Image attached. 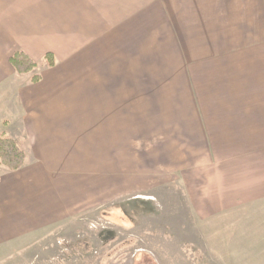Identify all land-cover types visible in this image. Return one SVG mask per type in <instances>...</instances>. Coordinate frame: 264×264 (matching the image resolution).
Returning a JSON list of instances; mask_svg holds the SVG:
<instances>
[{
  "label": "crops",
  "instance_id": "obj_1",
  "mask_svg": "<svg viewBox=\"0 0 264 264\" xmlns=\"http://www.w3.org/2000/svg\"><path fill=\"white\" fill-rule=\"evenodd\" d=\"M192 1L0 0V105L13 113L0 111L2 132L26 156L18 171L0 167V217L40 224L107 205L152 176L194 168L189 153L220 145L222 122L242 125V89L253 86L230 68L236 36L212 46L210 0ZM199 7L206 28L196 34ZM18 51L32 73L11 67Z\"/></svg>",
  "mask_w": 264,
  "mask_h": 264
},
{
  "label": "rangeland",
  "instance_id": "obj_2",
  "mask_svg": "<svg viewBox=\"0 0 264 264\" xmlns=\"http://www.w3.org/2000/svg\"><path fill=\"white\" fill-rule=\"evenodd\" d=\"M210 3L212 46L221 45L223 33L235 34L236 63L230 68L244 72L242 84L253 86L242 89V125L222 122L220 145L208 152L198 142L189 153L194 168L152 176L107 205L40 224L0 217V264H264V121L253 114L257 102L264 105V0ZM189 7L180 6L183 18ZM195 12L190 28L200 34L206 28L202 7ZM233 92L238 97L240 89ZM3 104L0 111L12 116ZM3 122L0 132L8 125ZM189 192L206 200L190 201ZM227 193L237 200L221 202Z\"/></svg>",
  "mask_w": 264,
  "mask_h": 264
},
{
  "label": "trees",
  "instance_id": "obj_3",
  "mask_svg": "<svg viewBox=\"0 0 264 264\" xmlns=\"http://www.w3.org/2000/svg\"><path fill=\"white\" fill-rule=\"evenodd\" d=\"M45 61L49 67L54 65L53 58L46 55ZM11 67L18 75H27L36 69V63L21 51L16 52L9 60ZM38 76H33L31 81L37 82ZM25 154L18 148L15 142L0 132V167L8 171H18L25 163Z\"/></svg>",
  "mask_w": 264,
  "mask_h": 264
}]
</instances>
